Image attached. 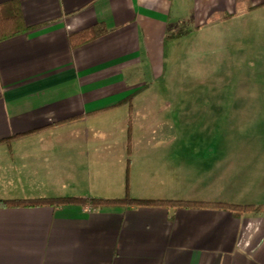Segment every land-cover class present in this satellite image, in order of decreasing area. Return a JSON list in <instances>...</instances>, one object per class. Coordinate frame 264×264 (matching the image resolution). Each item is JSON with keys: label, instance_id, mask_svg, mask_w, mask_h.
Instances as JSON below:
<instances>
[{"label": "crops", "instance_id": "1", "mask_svg": "<svg viewBox=\"0 0 264 264\" xmlns=\"http://www.w3.org/2000/svg\"><path fill=\"white\" fill-rule=\"evenodd\" d=\"M17 2L29 29L0 41V200L117 192L109 161L125 155V109L163 78L168 45L264 9V0ZM98 23L106 33L69 46L70 34ZM177 31L187 34L165 44ZM76 178L91 191L60 193ZM0 264H264V208L236 217L208 207H2Z\"/></svg>", "mask_w": 264, "mask_h": 264}, {"label": "rangeland", "instance_id": "2", "mask_svg": "<svg viewBox=\"0 0 264 264\" xmlns=\"http://www.w3.org/2000/svg\"><path fill=\"white\" fill-rule=\"evenodd\" d=\"M211 30L168 45L163 78L125 109L122 138L131 133L135 143L109 161L118 191L94 187L97 198H220L264 208V9ZM77 164L86 176V160ZM84 179L60 193H88Z\"/></svg>", "mask_w": 264, "mask_h": 264}, {"label": "trees", "instance_id": "3", "mask_svg": "<svg viewBox=\"0 0 264 264\" xmlns=\"http://www.w3.org/2000/svg\"><path fill=\"white\" fill-rule=\"evenodd\" d=\"M23 22L21 10L17 0H12L5 6H0V41L11 38L28 30ZM106 33V29L102 23H98L90 28L80 32L70 34L68 36L69 46L74 48L81 46L89 41ZM185 31H177L165 37V44L179 37L186 35ZM130 126V122H128ZM129 130V127H128ZM127 148L130 149V139L128 134ZM70 205L87 206L91 209H124L130 206L141 207H169V208H217L233 213L236 217H241L245 213L259 211L263 206L254 205H238L227 202H207V201H184V200H158V199H95V198H44V199H22V200H0V208L2 207H28V206H50L63 207Z\"/></svg>", "mask_w": 264, "mask_h": 264}]
</instances>
